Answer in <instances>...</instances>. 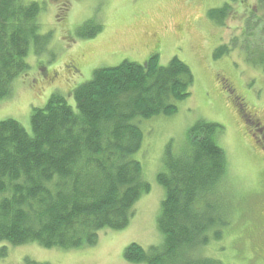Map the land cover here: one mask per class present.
<instances>
[{"label": "trees", "instance_id": "obj_1", "mask_svg": "<svg viewBox=\"0 0 264 264\" xmlns=\"http://www.w3.org/2000/svg\"><path fill=\"white\" fill-rule=\"evenodd\" d=\"M231 7L225 3L209 15L224 25ZM256 9L247 15L241 45L247 61L264 68V0H257ZM40 11L38 1L0 0V100L12 95L15 80L30 68L26 57L31 42L41 38ZM94 24L86 22L78 34L95 37L103 26L96 23L90 29ZM228 47L218 46L214 57ZM194 84L186 62L175 56L161 65L155 54L144 63L123 61L95 70L91 80L73 91L75 107L53 93L44 107L33 108L32 133L14 119L0 121V242L69 250L95 245L101 230L126 228L135 203L151 189L141 162L133 158L143 141L139 121L174 114ZM230 93L243 122L252 128L254 113L244 97ZM224 130L218 122L200 120L188 130L181 151L167 145L164 169L157 174L165 189L157 219L163 243L149 248L131 243L124 252L127 261L223 264L202 253L212 240L224 238L231 221V209L225 213L216 194L218 184L223 181L226 187L228 182L227 154L219 143ZM260 225L245 231L254 259L256 251L264 250ZM189 252L198 255L189 258ZM7 255L4 245L0 264Z\"/></svg>", "mask_w": 264, "mask_h": 264}, {"label": "rangeland", "instance_id": "obj_2", "mask_svg": "<svg viewBox=\"0 0 264 264\" xmlns=\"http://www.w3.org/2000/svg\"><path fill=\"white\" fill-rule=\"evenodd\" d=\"M26 1L41 5V38L30 44L26 57L30 68L15 80L12 95L0 100V121L14 119L32 133L33 108L44 107L53 93L64 95L75 107L73 91L91 80L95 70L123 61L144 63L155 54L161 65H167L175 56L186 62L195 75V84L191 95L178 102L174 114L139 121L143 141L133 158L141 162L151 189L135 203V214L126 228L101 230L95 245L78 249L0 242V248L8 246V255L1 264H29L28 260L50 264H145L127 261L125 249L131 243L144 248L163 243L157 219L165 189L158 183L157 174L164 169L167 145L172 143L176 151H181L188 130L200 120L225 127L219 143L227 154L228 182L226 187L223 181L219 183L216 194L227 207L225 213L231 209L224 238L212 240L202 254L223 264H264L250 253V237L245 232L257 222L259 227L264 226V150L243 122L237 101L229 92L234 91L235 98L244 97L249 110L264 126V68L247 61L241 45L242 34L247 33V15L257 10V0ZM225 3H232L233 10L221 25L209 12ZM91 20L95 24L90 29L100 23L103 30L93 38H82L77 31ZM248 39L254 42L255 38ZM222 44L229 46L228 51L215 58V49ZM72 59L78 62V71L73 72ZM45 71H49L47 76ZM197 255L186 254L189 258Z\"/></svg>", "mask_w": 264, "mask_h": 264}, {"label": "flooded vegetation", "instance_id": "obj_3", "mask_svg": "<svg viewBox=\"0 0 264 264\" xmlns=\"http://www.w3.org/2000/svg\"><path fill=\"white\" fill-rule=\"evenodd\" d=\"M71 67L74 71H78L79 70V66H78V62L75 59H72L71 62ZM49 73V71H45V75L47 76ZM226 89V88H225ZM228 90V89H227ZM231 92V91H230ZM233 92V91H232ZM254 120H256V122L253 120V127L250 128L251 131V135L256 139L257 143L259 145H261V148L264 150V126L263 124L255 117L254 115ZM264 250H259L256 251V254L258 255V260H262V262L264 263Z\"/></svg>", "mask_w": 264, "mask_h": 264}]
</instances>
